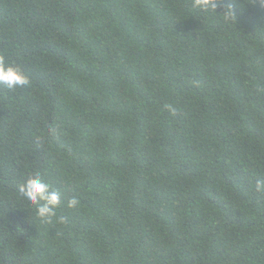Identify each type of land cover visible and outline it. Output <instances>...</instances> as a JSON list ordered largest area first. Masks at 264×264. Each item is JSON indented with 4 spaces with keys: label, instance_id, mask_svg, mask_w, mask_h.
<instances>
[{
    "label": "trees",
    "instance_id": "16d2710c",
    "mask_svg": "<svg viewBox=\"0 0 264 264\" xmlns=\"http://www.w3.org/2000/svg\"><path fill=\"white\" fill-rule=\"evenodd\" d=\"M224 3L0 0V264H264V8Z\"/></svg>",
    "mask_w": 264,
    "mask_h": 264
},
{
    "label": "clouds",
    "instance_id": "9594fccd",
    "mask_svg": "<svg viewBox=\"0 0 264 264\" xmlns=\"http://www.w3.org/2000/svg\"><path fill=\"white\" fill-rule=\"evenodd\" d=\"M261 8H264V0H256ZM217 4L222 5L221 16L225 22L231 23L236 20L231 3H224V0H192V7L200 12H211L216 14ZM29 84L28 77L21 69L14 64H5L0 60V85L12 90ZM256 191L264 192V181L256 182ZM20 196L30 205L35 207V216L45 225L63 223L57 218V209L61 206V192L53 190L51 185L46 183L39 174L30 176L19 186ZM79 200L75 197L67 200L68 208H76Z\"/></svg>",
    "mask_w": 264,
    "mask_h": 264
}]
</instances>
